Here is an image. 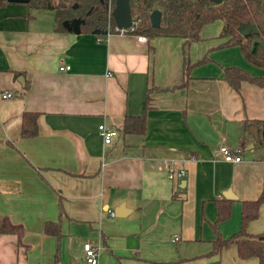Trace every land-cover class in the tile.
<instances>
[{
  "label": "crops",
  "instance_id": "0c3cea01",
  "mask_svg": "<svg viewBox=\"0 0 264 264\" xmlns=\"http://www.w3.org/2000/svg\"><path fill=\"white\" fill-rule=\"evenodd\" d=\"M221 29L205 22L186 44L190 63L202 61L180 85L183 36L74 32L52 8L0 4V93L13 94H0V217L22 226L20 237L0 233V264H85L86 241L97 264H258L234 243L209 254L217 234L239 230L243 200L262 196L246 230L264 231V87L241 80L236 90L224 77L226 67L264 69L222 45ZM126 115H144V131L123 132ZM101 123L117 132L108 144ZM221 144L241 160L224 161ZM169 164L184 176L168 179ZM225 198L229 215L215 223ZM121 203L127 214L111 215Z\"/></svg>",
  "mask_w": 264,
  "mask_h": 264
},
{
  "label": "trees",
  "instance_id": "16d2710c",
  "mask_svg": "<svg viewBox=\"0 0 264 264\" xmlns=\"http://www.w3.org/2000/svg\"><path fill=\"white\" fill-rule=\"evenodd\" d=\"M5 1L0 0V4ZM27 2L33 7L54 9L58 28H66L62 24L63 19L80 16L84 18L80 24V31H91L93 28L119 31L115 28L110 13L114 0H28ZM129 5L131 16L138 18L134 29L130 32L142 33L145 36L176 35L185 37L184 78L180 85L186 83L190 66L202 61L190 63L186 44L199 37V29L205 22L216 18L222 20L220 35L226 37L222 45H238L249 63L264 69V48L262 46V44L264 45V0H220L218 2L212 0H129ZM154 8L161 11L158 26L151 25L149 19V12ZM245 21L253 22L257 30L242 35L237 27ZM253 38H256L257 42L251 48ZM224 77L236 90L241 80H248L264 87V75L252 76L241 68L226 67ZM146 106H148V102ZM255 122L258 124V145L264 158V119ZM144 129V115H126L121 127L123 132H143ZM23 132L27 133L25 130ZM229 201L230 199L226 198L215 200L217 207L215 223L229 215ZM261 201L262 196L260 195L255 199L241 202L239 230L227 238L217 234L209 254L219 253L223 248L234 243L239 257L255 256L258 258V264H264V231L253 234L246 230L247 223L258 216ZM44 230L49 234H60L58 223L47 222ZM0 233H15L20 237L22 226L13 223L7 216H2L0 217ZM208 264H219V262L214 260Z\"/></svg>",
  "mask_w": 264,
  "mask_h": 264
},
{
  "label": "water",
  "instance_id": "95a60500",
  "mask_svg": "<svg viewBox=\"0 0 264 264\" xmlns=\"http://www.w3.org/2000/svg\"><path fill=\"white\" fill-rule=\"evenodd\" d=\"M19 1H28V0H19ZM215 2H218L220 0H212ZM110 13L113 17L115 28L120 29L127 26H130L132 23V16L130 13V5L129 0H114V5L111 7ZM160 17H161V11L158 8H154L149 12V19L150 23L153 26H158L160 23ZM84 21L83 17L80 16H74L71 19H63L62 24L68 28L72 29L74 32L80 31V24ZM238 31L242 35H247L251 32H255L257 30L256 25L253 22H243L238 25ZM93 33H99V32H107V29L101 30L100 28H93L91 30ZM257 42L256 38L252 39L251 48L253 45ZM261 43V42H260ZM262 44V43H261ZM263 48L264 45L262 44ZM257 138V137H256ZM224 197L226 198H235L233 193L230 189H227L224 193ZM128 212L127 208H125L124 204L121 203L118 206H115L113 213L115 216H124Z\"/></svg>",
  "mask_w": 264,
  "mask_h": 264
},
{
  "label": "built area",
  "instance_id": "2783aa9c",
  "mask_svg": "<svg viewBox=\"0 0 264 264\" xmlns=\"http://www.w3.org/2000/svg\"><path fill=\"white\" fill-rule=\"evenodd\" d=\"M138 21V18L132 16V23L130 26L120 28L119 31H131L134 29V25ZM139 39H145L146 36L142 33H137ZM68 65H62L59 69H68ZM2 97H10L13 95L8 90H3L1 93ZM98 130L102 136L103 143L108 144L111 142L113 136L116 135V130L113 128H107L103 123L98 125ZM218 152L220 153L222 159L228 162H238L241 160L239 154H232L231 149L224 144L219 145ZM167 178L170 180L178 179L184 176L185 171L182 168H178L173 164H169L166 168ZM110 214L113 215V211H110ZM98 246L93 245L91 242H83L82 251L84 256L85 264H97L98 263Z\"/></svg>",
  "mask_w": 264,
  "mask_h": 264
},
{
  "label": "rangeland",
  "instance_id": "374dc122",
  "mask_svg": "<svg viewBox=\"0 0 264 264\" xmlns=\"http://www.w3.org/2000/svg\"><path fill=\"white\" fill-rule=\"evenodd\" d=\"M54 1H57V0H54Z\"/></svg>",
  "mask_w": 264,
  "mask_h": 264
}]
</instances>
